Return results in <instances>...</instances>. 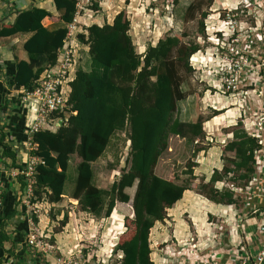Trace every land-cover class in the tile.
Returning <instances> with one entry per match:
<instances>
[{
    "label": "trees",
    "instance_id": "trees-1",
    "mask_svg": "<svg viewBox=\"0 0 264 264\" xmlns=\"http://www.w3.org/2000/svg\"><path fill=\"white\" fill-rule=\"evenodd\" d=\"M178 2L172 0L174 5ZM52 3L62 22V26L55 30L49 31L42 25V21L51 14L35 7L17 12L12 24L0 28V38L19 33L31 34L23 44L29 60L15 63L7 95L21 88L32 90L42 72L56 62L57 52L67 34L66 26L75 16L77 2L52 0ZM201 6L198 2L197 5L191 3L185 10L183 21L193 20L197 14L198 33L204 36V21L208 13ZM91 8L98 10L96 4ZM129 31V20L124 12H119L111 24L92 25L85 30V35H77L78 42L87 47L89 70L78 68L70 83L67 105L76 114L69 117L65 126L32 136L36 149L30 155L42 162L36 167L34 195L49 205L59 204L66 196L70 158L76 156L79 161L71 198L77 201L79 211L95 217L103 214L102 218L108 219L116 204H130L133 234L127 239H119L115 245L114 252L121 254L118 264H153L150 259V231L155 223L167 220V210L181 200L185 191L190 190L197 167L194 158L208 150L202 147L206 140L203 124L218 116L219 112L214 111L208 119L199 116L194 122L173 120L178 104L191 95L183 87L188 84L192 73L189 60L200 51V46L196 42L183 41L182 38L187 37L184 33L181 36L166 35L154 46L148 45L139 55ZM0 73H3L2 66ZM17 103L16 97L5 100L0 106V116L7 114ZM238 125L242 126L240 121L235 126ZM236 127L230 131L232 140L222 148L224 153H232L233 157L223 159L221 171L213 170L208 182L199 187L198 195L215 205L238 206L244 203L241 198L234 199L233 192L227 189H215L216 183L226 179L229 183L243 186L254 174L253 156L260 145L242 128ZM117 133L127 135L129 152L126 167L108 189H99L93 184L92 164L103 156L111 138ZM170 136L193 146L192 158L183 172L187 179L181 184L154 173ZM0 149L3 161L10 163L6 169L23 165L17 162L16 153L5 142L1 130ZM18 186L22 192L24 184L21 179ZM9 189L6 184L3 195ZM128 189H134L131 197L126 193ZM24 211L22 207V215ZM33 220L37 223L36 217ZM67 221L65 214L58 222L61 229ZM24 224H20L19 234L26 238L28 227L25 221ZM0 239L7 238L0 232ZM30 251L43 261L40 254ZM18 258L24 259L25 256Z\"/></svg>",
    "mask_w": 264,
    "mask_h": 264
},
{
    "label": "rangeland",
    "instance_id": "rangeland-1",
    "mask_svg": "<svg viewBox=\"0 0 264 264\" xmlns=\"http://www.w3.org/2000/svg\"><path fill=\"white\" fill-rule=\"evenodd\" d=\"M197 2L208 13L204 21V36L198 33L197 14L193 20L183 21L187 7L191 3L197 5ZM94 4L98 10L84 6L79 11L77 27H81L82 34L88 26L111 24L119 12H124L130 22L129 34L139 55L148 45H154L166 35L181 36L184 33L187 37L182 38L183 41L196 42L200 46V51L189 60L192 73L188 84L183 87L191 95L178 104L173 120L194 122L199 116L208 119L214 111L219 112L214 117L215 121L211 122L212 118L203 125L206 140L202 147L208 150L194 158L197 167L194 169L195 179L190 183L189 191L194 194L199 209L202 205L205 208L208 203L199 197V187L208 182L214 167L224 165L223 159L233 157L232 153L222 151L232 140L228 133L239 121L242 126L237 127L242 129L250 124H256L257 128L264 121V0H179L177 5L172 4V0H96ZM79 46L76 67L88 71L90 61L87 51L83 45ZM210 130L213 134L207 132ZM192 150L193 146L185 140L170 136L167 149L154 170L155 175L181 184L187 179L183 172L192 158ZM128 152L126 133L115 134L103 156L92 164L94 186L108 189L126 167ZM78 161L76 156L70 158L66 196L58 204L59 207L50 208L47 214L43 209L40 211L38 230L45 231L48 226L50 232L46 235L55 245L53 258L64 257L76 262L79 258L80 264H118L121 254L115 253L114 247L119 239H127L133 234L131 205L116 204L108 219L102 218L103 214L100 217L85 213L80 215L79 207L70 201L73 200L71 195ZM225 165L230 166L227 162ZM223 181L230 187L226 179ZM126 193L131 197L134 189L126 190ZM219 206L217 210L227 212L226 206ZM62 213L67 214L68 221L61 229L58 222L62 221ZM167 213L172 215L174 212ZM57 214H61L59 220L55 219ZM182 216L188 222V215ZM229 217L233 219L232 213L227 212L225 217L210 220L218 225V230H213L214 225L208 227L204 223L207 232L179 234V242L172 238L170 218L165 223H155L149 235L151 261L153 264H195L196 256L204 253L201 249L213 245V242H218L222 250L229 249L228 233L233 227ZM181 237L186 238L181 240ZM196 237L204 245L192 246V242L196 244L199 241Z\"/></svg>",
    "mask_w": 264,
    "mask_h": 264
},
{
    "label": "built area",
    "instance_id": "built-area-1",
    "mask_svg": "<svg viewBox=\"0 0 264 264\" xmlns=\"http://www.w3.org/2000/svg\"><path fill=\"white\" fill-rule=\"evenodd\" d=\"M95 1L76 0V13L72 22L66 26L67 34L63 46L57 52L55 64L42 72L32 90L21 88L12 91L10 95L11 98H18L21 105H34L35 116L26 135L25 144L29 154L25 163L15 169L0 167V206L5 185L8 182L18 183L21 179L24 186L19 195V204L21 208H25L23 217L28 227L25 246L43 258L52 257L55 245L44 230H38L40 211L43 209L47 214L50 205L37 200L34 195L36 167L42 162L30 155V152L36 149V145L32 144V136L39 132L55 131L65 126L69 117L76 114L69 110L67 102L70 83L75 78L76 62L79 59L77 54L80 51V43L77 34L81 33L82 29L77 27V22L80 20L79 11L83 10L84 6L92 7ZM84 48L87 51V47ZM243 130L260 145L253 156L254 174L243 186L230 183L228 187L224 181L216 185L218 191L226 188L233 192L234 199L241 198L244 202L238 206H226L233 218V227L228 233V245L232 252L227 254V260L224 262L214 256L202 255L197 256L195 264H264V121L258 124L257 128L256 124H250ZM34 217L38 219L37 223L33 221ZM245 228H252V233L245 234ZM212 246H215L214 242ZM76 260L78 262L64 257L54 258V264H80V259Z\"/></svg>",
    "mask_w": 264,
    "mask_h": 264
},
{
    "label": "crops",
    "instance_id": "crops-1",
    "mask_svg": "<svg viewBox=\"0 0 264 264\" xmlns=\"http://www.w3.org/2000/svg\"><path fill=\"white\" fill-rule=\"evenodd\" d=\"M30 7L43 9L51 14V17L42 21L43 27L47 30L52 31L62 26V22L59 20V13L55 10L52 0H0V28L3 25L12 24L17 12L25 11ZM30 36L31 34L19 33L11 37L0 38V66H2L3 70V73H0V106L5 102V100L9 101V99H11V92L7 95V90L10 85L12 75L15 72V63L19 61L27 62L29 60L27 53L23 50V44L30 38ZM34 116V105H21L19 103L14 104L7 114L0 116V130L5 135V142H7L13 152L16 153L17 162L21 164H24L27 158L25 138ZM212 121H215V119L213 118L211 122ZM207 132L213 134L212 130ZM9 164V161H3L0 149V167L8 168ZM222 167H214V170L221 171ZM7 184L10 186V189L9 192L3 195L2 204L0 206V232L7 238L3 241L0 239V264H54L53 257H41L44 261L43 262L36 256V254L25 247V237L23 238L19 234L20 224L25 225L24 217L21 213V206L19 204V195L21 191L18 183L8 182ZM70 201L74 203L75 206L77 205V201ZM207 203L208 204L205 205V208L204 205H202L201 209H199L200 206H198V202H195L194 194H191L190 191H185L181 200L175 203L171 209L167 210V212H174L172 215L167 213V218H170L173 224L172 238L178 241L179 234H186L187 232L191 233V231L196 232V234L199 231L207 232L208 229L205 228V225H208V227L214 225L213 230H218V225L213 224L210 220L214 217H225V214L228 211H219L217 209L221 206H214L215 204L209 201H207ZM57 205L58 204L50 205V208H54ZM78 213H80V215L83 214L80 211ZM223 213L224 215H222ZM59 215H55L56 220H59ZM62 215L64 214L62 213ZM182 215H188V222L183 219L184 216ZM229 220L232 221L230 217ZM184 226H187L188 230L187 228L184 229ZM252 231V228H245V234H250ZM49 232L50 231L47 226V228H45V233L48 234ZM220 235L221 234L218 235L219 238ZM185 238L186 237H181L180 239L185 240ZM196 238L199 241L196 244L194 242L191 243V245L195 248L200 247L203 244L199 237ZM226 240L227 239H225V241ZM221 248L222 247H220V244L217 242L215 243V246L208 245L207 247H203L201 251L204 253L197 256H214L224 262L227 260V254L232 251L228 248L225 250H222ZM23 255L25 256L24 259L18 258ZM187 259L190 260L189 257Z\"/></svg>",
    "mask_w": 264,
    "mask_h": 264
}]
</instances>
